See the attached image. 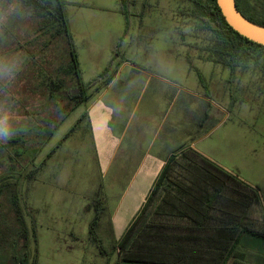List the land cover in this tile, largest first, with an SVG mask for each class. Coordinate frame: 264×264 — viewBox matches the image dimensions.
Listing matches in <instances>:
<instances>
[{
    "label": "rangeland",
    "instance_id": "1",
    "mask_svg": "<svg viewBox=\"0 0 264 264\" xmlns=\"http://www.w3.org/2000/svg\"><path fill=\"white\" fill-rule=\"evenodd\" d=\"M83 1H88L93 8L90 7L76 16L69 12L71 28L76 40L80 39L79 30L87 35V31H90V35L97 39L103 34L104 24L106 25L104 18H107L106 14L114 2ZM243 1L248 2L256 11L264 12V0ZM92 9L100 10V13L95 15H102L103 18L90 17L92 14L86 12ZM127 10L130 15V36L125 39L127 34L119 41L123 46L125 43L126 46H131L126 58L142 67L143 72L151 77L169 80L174 90L179 91L180 99L187 89L200 88L201 75L205 83L201 86L207 92L204 98L211 104V107L206 104L205 109L209 108L210 112L216 114L220 108L226 109L227 112L229 127L226 135L219 141L220 149L217 148L216 151V155L221 158L222 167L239 174L249 183L250 177L258 178L260 183L252 185L260 188L264 196V55L250 61L246 69L238 68L236 71H230L229 68L216 63L214 60L219 57L214 53L215 38L203 29L201 21L196 17L195 7L188 0H127ZM83 14L87 16L82 17ZM91 21L96 22L94 26L89 27ZM43 24L29 9L15 5L0 18V118L7 121L10 129L5 135L4 126L0 125V145L7 144L12 137H21L26 142L19 160L20 171H13L17 169V164L14 165L9 160V153H13L12 151L0 152V175L13 176V171V174H23L25 179L27 174L38 167L43 158L48 159V156L51 158L49 168L54 172L56 168L52 166V161L57 156L56 148L62 145L60 140L78 115L74 113L66 121L74 105L63 97L50 100L47 88L49 79L59 78L65 81L67 90L74 87L70 78H65L62 73L68 59L65 57V44L58 36L52 37ZM100 25L102 31L99 30ZM108 27L106 25L107 29ZM169 47H179L187 51L192 60L191 67L184 61L180 49V63L175 64L173 69L170 68L168 60L173 56L175 62L177 55L175 52H168ZM81 72L85 79L91 75L84 62ZM47 125L53 132V138L46 132L48 128H43ZM215 137L214 134L211 139ZM87 152L88 148L81 149L80 145L76 148L75 143H70L62 154H58L59 159L66 153L70 157L67 164L59 168L65 167L59 175L60 180H65L69 175L74 180L83 176L82 165H85L90 157ZM59 164H63V159ZM68 171L70 174H67ZM60 180L58 178V181ZM107 183L110 193H122L124 182ZM25 192L26 189L22 188L20 197L28 207ZM119 197L120 195H116L109 198L108 212L104 213L103 221L101 220L105 228L98 232L107 252L106 256H102L100 252V256H97L89 240L77 243L68 235L66 238L63 235L66 226L56 228L57 234H53L47 228L52 217V213L48 211L47 214H41V225L44 227L45 223V227L39 233L37 242L38 264H117L118 257L114 247L116 240H112L110 217L117 207ZM262 209L264 211L263 203ZM59 211L61 209L58 207L56 213ZM56 213L51 219L59 216ZM122 224L119 219L118 227ZM28 226L31 229V225ZM240 252L248 261L259 259L264 255V241L244 235ZM32 261L29 258L27 264H32ZM0 264L6 262L0 260ZM228 264H233V261Z\"/></svg>",
    "mask_w": 264,
    "mask_h": 264
},
{
    "label": "crops",
    "instance_id": "2",
    "mask_svg": "<svg viewBox=\"0 0 264 264\" xmlns=\"http://www.w3.org/2000/svg\"><path fill=\"white\" fill-rule=\"evenodd\" d=\"M113 2L114 5L106 14L107 18H104L106 25L109 26L108 29L104 24L105 28L102 31L100 25L99 30L103 34L97 39L94 35H90V31H87L89 33L87 35L79 30L80 39L76 40L71 28L69 12L76 16L92 6L88 1L65 0L69 27L80 69L84 62L91 72L89 78L86 77L87 79L81 72L84 83L95 82L110 65L118 71L109 85L99 91H97V86L91 89V98L86 105L73 106L66 121L72 114L78 113V115L60 140L62 145L56 148L57 156L52 161V166L56 168L54 172L49 168L51 158L46 159L45 157L40 165L31 170L23 179V174L19 172V174H13V171H20L18 167L20 157L15 151L19 148L23 149L26 142L21 137H12L7 144L0 145V152H13L9 153V160L14 165L17 164V169H13L11 173L13 176L0 175V187L6 184H11L12 187L17 186L19 195L22 188L26 189L25 198L30 210V216L26 217V221L28 225L35 228L37 237L45 227V223L44 227L41 225V214H47L50 211L51 218H53L59 207L61 211L56 213L59 216L55 219L50 218L47 228L56 235V228L66 226V230L63 231L64 236L68 235L77 243L81 240L92 242L89 232L95 212L87 210V206L102 190L101 196L105 198V212H108L109 198L120 195L117 207L110 217L112 240H120L143 207L155 180L173 155L191 148L222 167L221 158L216 155V151L217 148L220 149L219 141L226 135L229 127L226 109L220 108L218 114L210 112L209 108L205 109L206 104L209 107L211 104L204 98L207 92L201 83L198 90L187 89L183 98L180 99L179 91L174 90L169 80L151 77L143 72L142 67L126 58L131 46H126V43L125 46L119 44L121 38L125 37L126 21L122 13L121 1L113 0ZM100 10L92 9L86 13L92 14L90 17L93 19L96 16L102 19V15H95L100 13ZM83 16L87 15L83 14ZM95 22L91 21L89 27L94 26ZM129 36L130 34L125 39H129ZM64 44L65 57L68 58L67 45L65 42ZM167 49L171 54L175 52L177 55L175 62L173 56L168 60L169 67L173 69L175 64L180 63L179 50L181 48L169 47ZM180 52L184 61L191 67L192 60L188 52L182 49ZM50 80H56V78ZM49 97L50 100H55L61 96L57 95L53 98L49 93ZM43 128L47 129L48 125ZM46 132L50 134V137L53 136L49 128ZM214 134L216 137L212 140L211 137ZM70 143H75L76 148L78 145L81 149L88 148L87 154L90 157L85 165H82L84 177L74 180L69 175L65 180H60L59 175L65 167L59 168L67 164L70 157L66 153L59 159L58 154H62ZM61 159H63V164H59ZM33 173V178L28 180ZM67 174L70 172L68 171ZM237 175L250 186L256 187L252 184L260 183L258 178L250 177L249 183L239 174ZM110 181L124 182L121 194L114 195L109 192L107 182ZM11 190L7 189L0 195V260H4L6 264L13 260L15 255L19 257L25 254L24 241L13 240L14 237L16 239L18 237L19 226L11 206V199L14 195ZM119 219L123 223L121 227L117 225ZM101 220L102 218L99 230L105 228ZM4 238L6 240H3ZM99 238L102 240L100 236ZM92 245L94 253L100 256L96 246L93 243ZM34 249L35 244L32 240L31 251L33 252ZM241 255L246 260L242 252ZM248 262L264 264V255Z\"/></svg>",
    "mask_w": 264,
    "mask_h": 264
},
{
    "label": "trees",
    "instance_id": "3",
    "mask_svg": "<svg viewBox=\"0 0 264 264\" xmlns=\"http://www.w3.org/2000/svg\"><path fill=\"white\" fill-rule=\"evenodd\" d=\"M126 20L125 35L130 29L127 0H120ZM193 4L196 17L204 30L215 38L214 61L236 71L246 69L250 61L264 55V46L258 45L234 31L226 22L217 0H188ZM29 9L43 21L52 37H59L67 45L68 62L63 68L65 78H70L74 89L67 90L60 79L50 80L48 90L72 102L74 107L86 105L91 89L97 91L109 85L117 75L112 65L93 83L85 84L73 43L65 0H0V18L12 7ZM237 9L249 21L264 27V12H258L248 2L236 0ZM200 83H204L200 75ZM15 151L22 157L23 150ZM50 157V156H48ZM34 173L28 178L31 180ZM13 191L11 206L18 222V237L24 241V255L13 257L8 264H38V237L26 217L30 210L21 200L18 187L6 184L0 187ZM99 191L87 210H94L90 225L92 243L102 256L107 252L98 236L100 219L106 206ZM263 191L253 187L228 172L199 152L184 149L173 155L155 180L139 213L120 240L115 241L117 264H254L243 259L240 243L244 235L264 241ZM260 211V213H259ZM17 235V234H15ZM3 240H6L4 238ZM32 240L35 249L31 251ZM22 257V258H21Z\"/></svg>",
    "mask_w": 264,
    "mask_h": 264
},
{
    "label": "water",
    "instance_id": "4",
    "mask_svg": "<svg viewBox=\"0 0 264 264\" xmlns=\"http://www.w3.org/2000/svg\"><path fill=\"white\" fill-rule=\"evenodd\" d=\"M217 4L229 26L248 40L264 46V27L249 21L237 9L236 0H217Z\"/></svg>",
    "mask_w": 264,
    "mask_h": 264
},
{
    "label": "clouds",
    "instance_id": "5",
    "mask_svg": "<svg viewBox=\"0 0 264 264\" xmlns=\"http://www.w3.org/2000/svg\"><path fill=\"white\" fill-rule=\"evenodd\" d=\"M0 125L4 126L3 131L4 134L7 135L8 131L10 130L9 127L7 126V121L5 119L0 118Z\"/></svg>",
    "mask_w": 264,
    "mask_h": 264
}]
</instances>
